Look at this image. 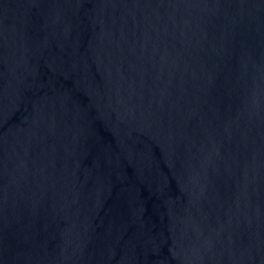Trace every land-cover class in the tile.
Segmentation results:
<instances>
[{
	"label": "water",
	"instance_id": "1",
	"mask_svg": "<svg viewBox=\"0 0 264 264\" xmlns=\"http://www.w3.org/2000/svg\"><path fill=\"white\" fill-rule=\"evenodd\" d=\"M0 264H264V167L0 17Z\"/></svg>",
	"mask_w": 264,
	"mask_h": 264
}]
</instances>
